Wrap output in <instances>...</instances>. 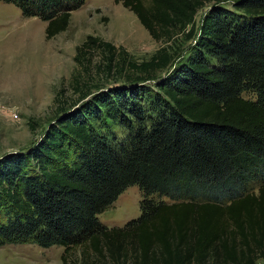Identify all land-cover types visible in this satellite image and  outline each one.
I'll return each mask as SVG.
<instances>
[{
  "label": "trees",
  "instance_id": "trees-1",
  "mask_svg": "<svg viewBox=\"0 0 264 264\" xmlns=\"http://www.w3.org/2000/svg\"><path fill=\"white\" fill-rule=\"evenodd\" d=\"M0 1L50 39L85 0ZM114 1L165 45L141 61L96 35L76 47V99L58 91L41 138L0 157V246H60L62 264L264 261V0ZM130 185L139 217L103 225Z\"/></svg>",
  "mask_w": 264,
  "mask_h": 264
},
{
  "label": "rangeland",
  "instance_id": "rangeland-1",
  "mask_svg": "<svg viewBox=\"0 0 264 264\" xmlns=\"http://www.w3.org/2000/svg\"><path fill=\"white\" fill-rule=\"evenodd\" d=\"M206 8L196 13L197 26ZM45 24L37 16L24 17L14 4L0 1V157L25 151L41 138L57 114L54 100L58 91L62 101L76 99L78 94L70 83L77 67L73 57L87 35L124 47L136 61L149 59L165 45L153 40L134 13L114 0H85L71 11L67 28L50 39L45 37ZM188 44L183 41L180 52L184 53ZM112 82L109 77L103 86ZM141 198L138 185H130L98 219L107 227H122L139 217ZM62 250L60 246L7 244L0 246V264H62Z\"/></svg>",
  "mask_w": 264,
  "mask_h": 264
},
{
  "label": "crops",
  "instance_id": "crops-1",
  "mask_svg": "<svg viewBox=\"0 0 264 264\" xmlns=\"http://www.w3.org/2000/svg\"><path fill=\"white\" fill-rule=\"evenodd\" d=\"M207 5H205V7H206Z\"/></svg>",
  "mask_w": 264,
  "mask_h": 264
},
{
  "label": "bare ground",
  "instance_id": "bare-ground-1",
  "mask_svg": "<svg viewBox=\"0 0 264 264\" xmlns=\"http://www.w3.org/2000/svg\"><path fill=\"white\" fill-rule=\"evenodd\" d=\"M132 25V24H131ZM129 26V25H128Z\"/></svg>",
  "mask_w": 264,
  "mask_h": 264
}]
</instances>
